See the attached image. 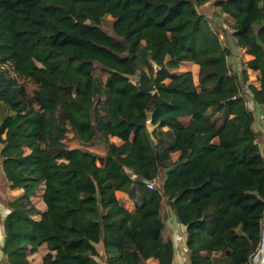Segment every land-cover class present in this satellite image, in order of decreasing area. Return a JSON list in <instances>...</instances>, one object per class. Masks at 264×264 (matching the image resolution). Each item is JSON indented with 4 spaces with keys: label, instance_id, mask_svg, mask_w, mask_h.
<instances>
[{
    "label": "trees",
    "instance_id": "1",
    "mask_svg": "<svg viewBox=\"0 0 264 264\" xmlns=\"http://www.w3.org/2000/svg\"><path fill=\"white\" fill-rule=\"evenodd\" d=\"M207 2L251 56L240 73L197 10ZM248 96L264 103V0H0V169L15 193L3 264L39 249L37 264H172L164 202L186 226L189 264H251L264 154Z\"/></svg>",
    "mask_w": 264,
    "mask_h": 264
},
{
    "label": "rangeland",
    "instance_id": "2",
    "mask_svg": "<svg viewBox=\"0 0 264 264\" xmlns=\"http://www.w3.org/2000/svg\"><path fill=\"white\" fill-rule=\"evenodd\" d=\"M197 10L205 17V21L207 25L213 29L215 32H217L222 44L224 46H227L229 49V54L226 57L227 63L232 66L234 70H236L238 73L241 72L242 65L241 61L246 59L248 56L245 55L242 50L238 49L235 46V42L233 38L228 34L230 31V24L231 21L230 19L223 13L221 12L220 9L217 7L213 6L212 2H207L199 7H197ZM103 26L107 30H111V24H112V18L110 16H104L102 18ZM4 69L8 70L11 74H13L11 67L7 64L3 66ZM182 69H190L193 74H194V80L197 81V73L199 70L198 65L188 63L185 66L182 67ZM139 72L136 73L133 77L132 80L137 82L139 79ZM248 83H256V74L251 71L247 70V79L243 85V89L249 92V90L246 87V84ZM29 88H32V85L29 84ZM149 130L152 129V126L148 124ZM68 145L70 147H75L79 143L77 139L73 135V128L69 129L68 132ZM1 148V145H0ZM104 148V144L101 142H97L93 147H88V149L91 150H97L100 151ZM176 157V154L171 155V159L174 160ZM0 165H1V160H0ZM1 168V166H0ZM157 186L160 183L159 180H157ZM15 194L13 191L9 190L8 187V182L6 179L3 177L0 169V243L1 241L3 242V227H2V222L5 214L7 213V207L6 204L9 200ZM127 194L125 192H118L117 197H122ZM36 204L41 207V203L39 200L36 201ZM163 214L165 215V221L167 224H173L176 223V220L172 217L171 211L169 207L167 206V203L164 202V207H163ZM176 225V224H175ZM43 254V250L39 249L36 253L32 254L29 256L30 259V264H37L40 261V257ZM2 260V259H1Z\"/></svg>",
    "mask_w": 264,
    "mask_h": 264
},
{
    "label": "crops",
    "instance_id": "3",
    "mask_svg": "<svg viewBox=\"0 0 264 264\" xmlns=\"http://www.w3.org/2000/svg\"><path fill=\"white\" fill-rule=\"evenodd\" d=\"M246 55V54H245ZM248 57L246 59L251 58V56L247 55ZM245 59V60H246ZM254 121H253V128L258 131L259 133V147L261 152L264 154V124L261 118V111H256L253 113ZM114 140V139H113ZM1 160V157H0ZM158 183V182H157ZM118 192L117 191L116 195ZM128 208H133L134 204L133 201L128 198V196L124 195L122 197H118ZM172 217L175 219L173 213L171 212ZM166 222V221H165ZM176 224V225H175ZM166 229L169 237L171 238L173 242L174 247V257L172 264H189L187 260L186 255V246L183 240V234L181 231V225L179 223L167 224L166 223ZM2 243V241H1ZM152 264H156L155 262H152ZM251 264H264V217L262 220V232H261V242L259 245V248L252 258Z\"/></svg>",
    "mask_w": 264,
    "mask_h": 264
},
{
    "label": "built area",
    "instance_id": "4",
    "mask_svg": "<svg viewBox=\"0 0 264 264\" xmlns=\"http://www.w3.org/2000/svg\"><path fill=\"white\" fill-rule=\"evenodd\" d=\"M246 105L253 110V113L256 111H261V118L264 124V103H258L256 101H254L251 96H248V98L246 99ZM146 186L148 188H154L155 186H157V181L156 180H144ZM1 245L2 243H0V264H3L2 259V253H1Z\"/></svg>",
    "mask_w": 264,
    "mask_h": 264
},
{
    "label": "water",
    "instance_id": "5",
    "mask_svg": "<svg viewBox=\"0 0 264 264\" xmlns=\"http://www.w3.org/2000/svg\"><path fill=\"white\" fill-rule=\"evenodd\" d=\"M138 84V89L141 92L147 93V92H152L154 90V84L155 80L154 78L149 81L147 76L143 73L139 74V79L136 82ZM181 231L183 234V239L186 240L187 237V230L185 225H181Z\"/></svg>",
    "mask_w": 264,
    "mask_h": 264
}]
</instances>
